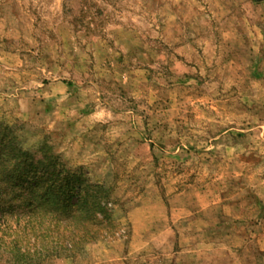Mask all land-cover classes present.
Listing matches in <instances>:
<instances>
[{
    "label": "rangeland",
    "instance_id": "1",
    "mask_svg": "<svg viewBox=\"0 0 264 264\" xmlns=\"http://www.w3.org/2000/svg\"><path fill=\"white\" fill-rule=\"evenodd\" d=\"M45 171L103 208L18 199L0 264H264V0H0V180Z\"/></svg>",
    "mask_w": 264,
    "mask_h": 264
},
{
    "label": "trees",
    "instance_id": "2",
    "mask_svg": "<svg viewBox=\"0 0 264 264\" xmlns=\"http://www.w3.org/2000/svg\"><path fill=\"white\" fill-rule=\"evenodd\" d=\"M22 161L26 162V160L19 158L18 155L15 156L17 167L20 166ZM46 171L40 176L38 174L33 176V182L27 187L28 195H25V197L20 194V188L17 185L19 184L17 183L18 181L13 184L10 182L8 186L7 183L9 181L3 182L0 180V191L3 192L2 194L0 193V211H3L5 216H7L10 211L16 208L17 204L15 203L17 200L23 199L22 203L26 202V204L24 203L25 207L31 209L29 215L32 219L28 220L31 223L30 231L40 233L39 230L43 229V233H40L42 235H38V237L42 236V238H45L48 235L51 236L54 231L53 227H60L62 224H67L68 226L83 224L95 218L96 209L103 208L99 202L96 204V194L89 193V188H87L83 180L76 178V176L64 179H60V177L54 178L53 175H46ZM15 179H18V177H15ZM42 189H44V192H40L38 195L37 191ZM7 217L5 219L10 222L11 219H9V216ZM36 224L44 226L36 229ZM50 226L53 227L50 228ZM0 239L2 240L1 237ZM71 243H73L72 240ZM16 248L14 247L12 250L17 251Z\"/></svg>",
    "mask_w": 264,
    "mask_h": 264
}]
</instances>
